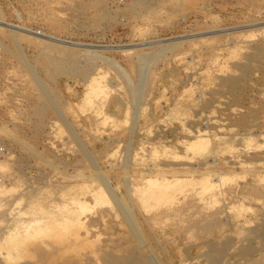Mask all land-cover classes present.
<instances>
[{
    "label": "rangeland",
    "instance_id": "374dc122",
    "mask_svg": "<svg viewBox=\"0 0 264 264\" xmlns=\"http://www.w3.org/2000/svg\"><path fill=\"white\" fill-rule=\"evenodd\" d=\"M149 2H151L149 5L144 6L139 4L133 5L131 0H0V10L3 17V20L0 18V21L22 29L16 30L0 25V257L4 256V253L1 252H6L8 249V247H5L6 244H2V242L5 240L4 236H6L9 229H13L16 224H27L35 218L40 219L45 217L47 211H49L47 210L49 209L47 203L54 199V196L58 195V193H66L64 197L66 201L73 198L74 194V197L82 198L85 191L92 189H97L98 198L100 197L102 203L96 201V203L90 204V206L83 207L82 211L84 212L85 210V212L79 211L80 215L82 217L87 216L94 211H100L102 209L110 210V213L112 211L123 215L122 211H113L117 209L115 206V198L120 201L123 199L122 201L127 205L121 201L126 209L125 213H131L128 215L133 216L132 219L136 221L134 224L137 230L139 228L136 234L145 235L144 233H149L155 237L154 239L148 238V244L150 243L148 251L154 256L158 264H201V261L206 258L197 259L194 250L196 245L205 243V241L207 242L211 238L206 234H202L203 237L197 240L196 236H194L190 239L191 241L193 240L194 244L192 245V242L187 239L188 234L184 233L182 235L183 232L181 231L186 230L191 222L205 218L207 216L205 214H209V211L213 212L221 210L222 208L226 211L224 212V216L221 217L222 219H226L222 222V230H230L231 234H229L233 237V243L229 248V252L233 254L238 252L235 242L240 243L238 247L243 245L238 250L243 249L245 243L235 233L233 234L231 230L232 225L229 221L233 220L236 215H239L241 220L245 217L249 219L250 223L247 224V227H251L253 226L252 223H255V219H250V216L253 217L255 215V212L252 213L251 211L255 207H261V211H264V192L262 189H259L260 192L257 190L260 185L264 186V182L261 181L260 185L257 183V186L252 188L246 185L254 179L253 177L251 179L250 175V171L254 169L256 164L251 158L252 154L254 152L264 151V148L260 147V139L262 138L259 132L257 133L254 127L250 128L251 125L257 124L258 126L262 124L264 120V68L261 69L258 64L255 65L251 80L246 83L247 91L245 95L238 101H235L229 94L218 91L219 86L216 77L219 73H216V68H212V63H208V57L201 59L198 56V52L205 45L210 44L216 46L219 42L224 43L225 45L222 44L224 45V51L221 53H225L223 59H226L225 65L228 66L234 62V58L227 52L232 47L231 44L234 36L238 39L240 38L238 41H241L239 46L242 47V53L245 52L247 44L252 46L258 41L264 42V0H151ZM104 12L109 17L104 18V20L100 19L98 24L94 25L92 23L93 17H98L99 13L101 15ZM23 30L34 33L38 32L42 35L59 39L60 42L66 41L70 45L75 44L69 47L71 50L74 49L73 51L79 53L84 52L83 54L87 55H99L101 59H96V63H98L95 67L98 84H94L92 88L86 89L85 91L81 83L76 84L75 81L67 80L65 77H56L52 82L47 83L46 76L41 69V55L39 51L42 47L52 45L55 42L37 38L34 35L25 33ZM12 36L15 37L17 46L14 41L11 43L12 38L10 37ZM41 39L45 40L44 44H42ZM19 49L22 51L20 52ZM161 49H165L164 56L150 70L148 78L150 85L149 94L143 101H140L139 105L133 104V100L125 94V85L117 75L115 68L107 64L104 59L113 58L112 60L121 66L126 74L131 76L134 75L133 62L137 55L143 57L153 55V52L157 53ZM20 53H23L22 56H19ZM215 53H217V50ZM101 55L105 58L103 57V59ZM261 59L264 60V49L262 50ZM26 60L30 66H34L32 67L34 68L37 79L46 82L50 87L48 88L53 91L60 90L59 95L63 98L64 103H72L71 105L68 104L69 106H65L68 109L64 108L62 110L67 117V123H71L69 128L71 129L72 127L80 138L78 145H84L90 153L96 156L98 174L94 172L95 170H93L92 166L82 157L77 140L69 134L70 132L68 133L70 129L66 128L68 125L66 120L60 119L57 115L52 114V112L46 113L45 115V133L42 134L36 144L30 142L32 134L27 130L28 127L26 126L29 124L27 121V112L28 105L30 104L29 96H31L32 92L28 89L30 76L28 75V71L25 70V63L23 62H26ZM206 73H211L212 77L210 81L205 78ZM198 78L199 80H197ZM202 79L205 82L204 85L201 84L203 83ZM200 80L201 82H199ZM197 83L201 84V86L199 85V87ZM206 86L210 88L208 87V89ZM190 89L194 91L192 90V92ZM74 93H76L75 98L72 97ZM185 93L186 95L195 93L193 95L194 98L195 96L198 97L197 95L204 96L210 100L212 106L201 113L202 117H193L195 112H198L197 107H193L194 109H190L191 107L186 108L187 111L184 114V109L182 108L185 107L178 105L177 101L179 98L182 99V96L186 97ZM116 100H121L122 104L118 106ZM136 109L140 111L137 120V129L139 130L136 133L137 135H134L131 134L133 125L132 116L133 110L135 111ZM190 112L191 115L193 113L192 117L195 120L194 128H204L206 134L210 135L209 140L214 139V135L220 138V140H217L219 142L216 156L217 162H222L225 158L238 159L237 157L241 155L238 159L240 160L239 164L223 171L226 173H223L222 176L227 189L225 187L222 190L215 189L214 187L213 189L210 187V189L205 185L206 182H204L205 184L201 183L204 187L196 184L186 185L185 188L183 187L184 193L180 194L182 192L181 187L180 192L174 190L179 188V186L167 185L168 188H164L165 186L157 184L159 187L156 185L158 193L155 194L156 192H154L155 201H152L154 197L148 199V201L147 199L143 201L146 185L142 182L141 178L143 179V177L147 176L145 174L148 172L149 167H152L153 163H156L160 157L162 158L160 156L157 159H153V148H157L158 150L156 151L163 148L161 149V153L169 151L171 148V150L178 151L177 145L179 146V142L183 138L176 141V138H174L176 133L172 132L169 134V129L170 131L179 129L185 119H187L186 121L190 118L192 120ZM94 113H97L96 118H92ZM237 113L246 116L245 118L248 120L247 127H242L235 121ZM204 114L206 115L204 116ZM252 114L256 116V120H250L253 118L250 117ZM147 115H153L155 117V121L149 125H145L146 122H144L143 118ZM161 131L163 134L164 132H168L166 134H169L166 140H160L162 145L155 139L158 133L160 135L162 134ZM113 135H116V140L113 139L114 141L109 142L111 147L109 148V144L105 146L103 140L107 141ZM128 139H132L130 149L128 146L129 143H127L129 141ZM80 143L82 144L80 145ZM166 143L167 145L164 146ZM228 147L230 148L228 149ZM187 151V155H192V150ZM133 155L135 156L133 157ZM99 174L108 178L107 181L111 185L112 193L116 197L112 193L106 194L104 192ZM243 178L247 181H244ZM68 184L69 188L67 187ZM240 184L246 187L244 189L245 191L243 190L239 192L240 194L236 195L232 194V192L229 193V189L239 188L241 186ZM156 186L153 187L154 189L151 188L152 186L149 188L151 191H155ZM171 187H173L174 191H170L172 190ZM159 189L162 190L161 195ZM204 189H207L208 192ZM168 192H171V194ZM177 193L179 196L176 195ZM163 194L165 197L162 196ZM112 195L113 198L111 197ZM167 195H169V199ZM171 195H175L173 197L174 199L170 197ZM233 195L235 197L239 195V198H235ZM182 196H185V200L188 197V202L185 201L184 207L189 212L186 209L178 218H166L163 214L165 209L167 210L173 203L174 207L175 201ZM242 196L246 197L241 199ZM158 200L160 202L157 204L156 201ZM232 201L236 202L233 206L230 204ZM151 202H154V204ZM256 202L260 203L257 204ZM142 205L146 207H142ZM153 205H156V207ZM158 206H162V208L158 209ZM229 206H232V208L229 209ZM127 208H130V210ZM234 208H236V211H232ZM154 209H157L156 213ZM228 209L229 211H227ZM145 210L149 211V215ZM153 212L154 214L152 215ZM186 214L187 216H185ZM173 219H176V222ZM109 220L111 222L109 226L99 225L93 229V231L96 230L93 233H98L95 240L85 241L83 245L75 242L81 239L79 235L83 233V230H78L76 225L73 222H68V220H66L63 228L61 226L59 227L57 223V233L62 232L59 233L60 235L58 234L59 241L72 242L73 236H78L77 239H74L76 245L68 246L69 244H67L65 246L64 249L66 250H63L64 256L67 258L72 256L69 250H73L75 246L80 251H78V255L80 253V256L88 257L97 255L98 253L97 256H100L103 254L101 251H98L100 245H103V242L109 239H116L118 233L126 234L132 240V234L129 233V228H127L128 225L118 226L115 223V219L113 221H111L112 219ZM171 221L175 223L173 222L172 224ZM205 221L208 220L206 219ZM137 223L141 227L137 226ZM163 228H169L171 231ZM177 228L181 230L178 231ZM68 234L71 236H68ZM43 239L45 243H48V238L44 237ZM162 239L165 240L162 241ZM186 240L189 244L191 243L190 245L188 244L189 246L184 242ZM28 241L29 238L28 240H24L25 243L22 241L17 246H20L19 248L22 246L21 249L24 250V254L26 255L24 256L27 260V256L33 253L34 246L32 244L33 241ZM169 244L172 245L169 247ZM191 245L193 251L189 250V252L187 250L188 254L186 255L185 249L187 247L190 248ZM254 245L258 246L257 244ZM263 246H261L262 249ZM27 250L29 253H27ZM57 250L58 253H56V256L59 258L62 256V253L59 252V249ZM204 251L206 253L205 248ZM263 252L262 254L264 255ZM245 256L241 255L236 259H238L240 264H246L250 256L248 254H245Z\"/></svg>",
    "mask_w": 264,
    "mask_h": 264
},
{
    "label": "bare ground",
    "instance_id": "6f19581e",
    "mask_svg": "<svg viewBox=\"0 0 264 264\" xmlns=\"http://www.w3.org/2000/svg\"><path fill=\"white\" fill-rule=\"evenodd\" d=\"M131 1H132L133 5L139 4V5L146 6V5H149L151 3V2H149L151 0H131ZM88 5H90V4H88ZM133 5H132V8H133ZM100 13L98 14V17H93L92 23L94 25H97L100 19L104 20V18L109 17L108 14H106L105 12H104V14H101V15H100ZM96 15H97V13H96ZM0 18H1V20H3L1 10H0ZM72 19H73V17H72ZM74 19H76V18H74ZM0 25L3 27H10V28H13L16 30H22L19 27H15V26H12L10 24L4 23L3 21L2 22L0 21ZM23 31L25 33H28L29 35L30 34L34 35L37 38H42V39H46V41L51 40V41L55 42L54 44L52 43V45L42 47V49L39 51L40 55H41V57H40V63L42 65L41 69H42L43 74H45V76H46L45 79H47V83L52 82L56 77H65L67 80L75 81L76 84L81 83L82 86L85 88V91H86V89L92 88L94 84H98L97 83L98 77H97V74L95 72V70H96L95 67H96V64L98 63V62L96 63V59H101L99 55H93V54L87 55V54H83L84 52L79 53L77 51H73L74 49L71 50L69 46H72L73 44L70 45L66 41L60 42L59 39L51 38L49 36L42 35L41 33H38V32L34 33L31 31H28V30H23ZM234 37H233V42L231 41L232 47H230V49L227 50L228 54L230 56H232V58H234V62L229 64L228 66L225 65L226 59L225 60L223 59V57L225 56V53L224 54L221 53L222 51H224V49H223L224 45H225L224 43L219 42L218 44H216V46L210 45V44L205 45L204 47H202V50L200 52H198V56L201 59L208 57L207 58L208 63H212V65H211L212 68L213 67L216 68V73H219L218 76L216 77V79H218V81H217L218 86H219L218 91L222 92V93H227L233 98V100L238 101L240 98H242V96L245 95V93L247 91L246 83L251 80V77L253 74L252 72L254 71L255 65L258 64L259 68H261V69L264 68V62H263L264 60L261 59L262 58V50L264 49V42L258 41L256 44H254L252 46L247 44L245 52L242 53L241 52L242 47L239 46L241 41H238L240 38L238 39L237 37H235V39H234ZM10 38H12L11 43H13V41H14L15 45L17 46L15 37L12 36ZM218 39H220V38H218ZM249 40H247V41H249ZM44 41L45 40H42V44H44ZM58 43H61V44H58ZM149 44H151V43H149ZM222 44H224V45H222ZM138 46H140V45H138ZM3 49H5V48H3ZM165 49H169V48H165ZM165 49H161L157 53L153 52V55H147L144 57L137 55L135 61L133 62L134 63V75H131V76L126 74V72L122 69V67L119 66L115 61L112 60L113 58L112 59H109V58L104 59L105 57L102 55L101 56H102V58L104 57L103 59L106 61L107 64H109L115 68L117 75L120 77V79L123 81V83L125 85V94L127 95V97L133 100V102H134L133 104L139 105L140 101H143L145 99V97L149 94V91H150V85L148 83L150 70H151L152 66L154 64H156V62L164 56ZM216 50H217V53H215ZM19 51L21 52L22 50L19 49ZM16 53H19V52H16ZM127 53H129V52H127ZM20 54H19V56H22L23 53H20ZM258 58H259V63H258ZM23 62L25 63V64L24 63L23 64H24V67L26 68V69L25 68L24 69L26 71H28V75L30 76L29 77L30 82L28 85V89H30L32 92L31 96H29V100H30L29 103L30 104L28 105V112H27V121L29 122V124L26 127H28L27 130H29L32 134L30 137V139H31L30 142H32L33 144H36L38 142L39 138L42 136V134L45 133L44 124H45L46 113L52 112V114L57 115L60 119L66 120L67 117L64 114V111L62 109L67 108L65 106H67L68 104L71 105L72 103H68V102L64 103L63 98L59 95L60 90L53 91L52 89H49L50 87L47 85L46 82L37 79V76L34 73V68H33L34 66L33 65H32L33 67L30 66L28 64L27 60H26V62L25 61H23ZM261 62H263V63L261 64ZM21 64H22V62H21ZM22 68H23V65H22ZM209 71H210V69H209ZM211 73L205 74V76H206L205 78L208 81H210V78L212 77ZM200 78H204V77H200ZM197 80H199V78ZM199 82H201V80ZM201 84H203V85L205 84L204 80H203V83H201ZM201 84L197 83L198 86L199 85L201 86ZM197 85H196V87H197ZM194 86H195V84H194ZM202 89H203V87H202ZM71 90H73V89H71ZM192 90L190 89V91H192ZM203 92H205V91L203 90ZM181 95H184V94H181ZM193 95H195V93L194 94L190 93L188 95H186V93H185L186 97L182 96L181 97L182 99L179 98V100L177 101V104L185 107V108H182V109H184V111H183L184 114L188 108L191 107L190 109H194L193 107H197L198 112H195L194 115L192 113V115H193V117L194 116L199 117V116H201V113L203 111H205L206 109H208L209 107L212 106V103L210 102V100L206 99V97H204V96H203L204 97L203 98L202 96L197 95L198 97L195 96V98H194ZM75 96H76V93L72 94V97L75 98ZM68 98H69V95H68ZM131 102H130V104L132 105ZM260 102H262V101H260ZM116 104H118V106L121 105L122 104L121 100L120 101L116 100ZM134 107L136 108V106H134ZM138 111H139L138 109H136L135 111L133 110V116H132L133 117V123H132L133 125H132V129H131V134H134V135H137L136 133H138V130H139V129H137V125H138L137 120H138L140 111L139 112ZM191 112H190V117H192ZM186 114H188V113H186ZM214 114H215V112H214ZM253 114H252V116H250V117H253L250 120H256V116ZM93 115L94 116L92 118H96L97 113H94ZM98 115H99V112H98ZM205 115L206 114H204V116ZM193 117H192V120H191V118L188 119V121H186L187 119H185V121L180 125L181 127L179 129H175L173 131H170V129H169V134H171L172 132L176 133V135L174 137V138H176L175 139L176 141L180 140V138H183V140H181L179 142V146L177 145L178 151L171 150L172 149L171 148L169 151H165V152L162 151L163 153H161V149H163V148L159 149V151H156V150H158L157 148H153L154 149L152 152V156H154L153 159H155V158L157 159V157H160V156H162V158L160 157V159L156 163H153L152 167H149L148 172L145 174L147 176L143 177V179L141 178L142 182L146 185V186L145 185L144 186L146 188L148 187L147 189H149L147 191V189L145 188L146 192L144 191L145 197H144L143 201L146 199L148 201V199L153 198L154 195L158 193L157 192L158 191L157 190L158 185L165 186L164 188H166L167 185L168 186L172 185L174 187L179 186V188H176L174 190L179 191L180 187H181L182 192L179 191L180 194L184 193L183 187L185 188L186 185L189 186L191 184L192 185H195V184L196 185H202L201 183L206 182V184L205 183L204 184L206 186H208L209 188L212 187V189H213V187H214L215 189L217 188L219 190H222V188L226 186V184H224L225 180L223 179V176H222V174L224 173L223 171L227 168L230 169L234 165L239 164L240 160H238V159H239V157H241V155L237 157L238 159H235V158L234 159H227V158H225L222 160V162H217L216 156H217V148H218V144H219V142L217 140H220V138L218 137L219 138L218 139L217 135H214L215 138L212 140H209L210 135L206 134V131L204 128H200V129L194 128L195 127L194 126L195 120L193 119ZM245 117L246 116H244L243 114L237 113V115L235 117L236 118L235 121L237 123H239L242 127H247L248 126V120H246ZM143 118H144V122H146L145 125H149L151 122L155 121V117L153 115H150V116L147 115V116H144ZM212 120L214 121V119H212ZM92 121L94 122V120H92ZM122 122H123V120H122ZM66 123H67V120H66ZM70 124L71 123H69L67 125L68 127L65 125L66 128H69ZM145 127H147V126H145ZM253 127L256 128V132L257 133L259 132V135L262 138V139H260V142H261L260 147L264 148V120H263V123L258 125V126H257V124L250 126V128H253ZM148 129H150V128H148ZM160 129H161V127H160ZM128 132H130V131H128ZM68 133L71 134L77 140V145H78L80 142L79 141L80 138H79L78 134L76 132H74L72 127H71L70 131H68ZM161 133H162L161 135L158 133L157 136L155 137V139H157L159 143H160V140H166L167 137H169V134H166L168 132H164V134H163V132L161 131ZM115 136L116 135H113L112 137H110V139H107V141L103 140V143L105 144V146L107 144H109V142L114 141L113 139H115ZM12 137H14V136H12ZM134 137H136V136H134ZM229 140H230V138H229ZM73 141L76 142L75 140H73ZM144 142L146 143V141H144ZM127 143H129L128 146L130 149V145L132 144V139H130ZM150 143H151V141H150ZM81 144L82 143H80V145ZM146 144H148V143H146ZM166 145H167V143L164 146H166ZM128 146H127V149H128ZM230 147H228V149ZM78 148H79L80 153L82 154V157L84 158V160H86L88 162V164L92 166L93 170H95L94 172H96L98 174V168H97L98 166H97L96 156H94L92 153H90L85 148L84 145L79 146ZM109 148H111L110 144H109ZM158 148H160V147H158ZM164 148H166V147H164ZM101 150H103V149H101ZM187 150H189V151L192 150L193 151L192 155H190V156L187 155V153H186V152H188ZM29 153H31V152H29ZM133 153H134V151H133ZM134 156L135 155H133V157ZM251 158L256 163L254 169H252V171H250L251 179H252V177L254 179H252L251 183L246 184V185H249L252 188L254 186H257V183H258V185H260L261 181L264 182V151L254 152L252 154ZM76 160L78 161V159H76ZM127 162H128V160H127ZM124 163H126V161H124ZM149 163H151V162H149ZM122 167H123V165H122ZM229 172H232V171H229ZM224 174H226V173H224ZM99 176H101V175L99 174ZM99 179L102 182L104 192L106 194H108V193L111 194L113 190H112V188H110L111 185L107 181L108 178L105 176H101V177H99ZM244 181H247V180L244 179ZM155 186H156L155 191L154 190L151 191V189L149 187L153 188ZM202 186L204 187V185H202ZM238 186H239V184H238ZM67 187L69 188V184ZM106 187H107V189H105ZM197 187H199V186H197ZM263 187L264 186L260 185L257 190L259 191V189H262V191L264 192ZM171 188H172V190H170V191H174L173 187H171ZM190 188H191V186H190ZM245 188L246 187L242 186V185L239 188H237V187L231 188V190L229 189V193L232 192V194H235V195L240 194L239 192L243 191ZM140 189L142 190V188H140ZM204 190L206 192H208L207 189H204ZM168 191H169V189H168ZM60 192H62V191H60ZM97 192H98L97 189L85 191L82 195V198L74 197L75 196V194H74L73 198H70L69 200H66V201L64 200L66 193H64V192L58 193V195L54 196V199H52L49 203H47L49 205V209H47V210H49V211H47L45 217L40 218V219L35 218L34 220L30 221L27 224H16L13 227V229H9L7 231L6 236H4L5 240H3V242H2V244H6L5 247H8V249L6 248L7 249L6 252H1V253H4V256L0 257V264H158V262L154 258V256H152V254L148 251L150 248V246H149L150 243L148 244V242H149L148 238L154 239L155 237L150 235L149 233H144L145 235H140V234L137 235L136 234V233H138L139 228L137 230L136 225L134 224L136 221H133V219H132L133 216L131 217V215H128L131 213L130 212L125 213L126 209L124 208V205H122V203H121V201L123 200L122 198H121L122 199L121 201L119 199L115 198L116 199L115 206L117 209L114 206H112V207L114 209H116L113 211H117V210H119L120 212L122 211L123 215L121 213L118 214V212L115 213L112 211L110 213V210H103V209L100 211H94L92 214L87 215V216L82 217L80 215L79 211L83 212L82 211L83 207H85L87 205L90 206V204H94V203H96V201L102 203L100 197L98 198ZM144 192H142V193H144ZM154 192H156V193L154 194ZM161 192H162V190H160V195H161ZM212 192H213V190H212ZM112 194L114 195V197H116L114 193H112ZM164 194L162 195L163 197L166 196V194H165V196H164ZM169 194H171V192ZM223 194H224V192H223ZM113 195L111 196L112 198H113ZM176 195H178V193ZM203 195H205V194L203 193ZM107 196L109 197V195H107ZM162 196H161V198H162ZM174 196L171 195L170 197H172V199H174L173 198ZM220 196H221V193H220ZM167 197L169 199V195H167ZM245 197L246 196H242L241 199H243ZM57 198H58V200H57ZM104 198H105V195H104ZM204 198H206V197L204 196ZM230 198H233V197H230ZM235 198H239V195L236 196ZM115 199H114V201H115ZM187 199H188V197H187ZM187 199L185 200V196L180 197L179 199H177V201H175L174 207H173L174 203L172 200L173 204H171V205L169 204L170 206L167 210L165 208H163V209H165V212L163 213L164 216L168 219L178 218L179 216H181L182 213H184L185 210L187 209V208L185 209V207H184L185 201H187ZM163 200H164V198H163ZM211 200H213V199H211ZM114 201H112V202H114ZM126 201H127V199H126ZM143 201L141 200L142 203H143ZM147 201H145V202L147 203ZM152 201H155V197L152 199ZM233 201H232V203H230L232 206L236 203ZM112 202H110V203L113 204ZM156 202L158 204V202H160V201L158 200ZM165 202L167 203L166 200H165ZM196 202H198V201L196 200ZM211 202H209V203H211ZM256 203L259 204L260 202H256ZM143 204L146 205L145 203H143ZM152 204H154V202ZM144 205H142V207ZM156 205H153V206L156 207ZM232 206H229V209H231ZM144 207H146V206H144ZM167 207H168V205H167ZM210 207H211V205H210ZM160 208H162V206L159 207L158 209H160ZM247 208H249V206H247ZM110 209H112V208H110ZM127 209L130 210V208H127ZM229 209L227 211H229ZM235 209L236 208H234V210H232V211H236ZM261 209H262L261 207H255V209H253L254 211L253 210L251 211L252 213L255 212V215L253 217L250 216V219H255L254 220L255 223L253 222L252 223L253 226H251V227H247V224L250 223L249 222L250 220L246 219V217L243 220H241L239 215L238 216L236 215L233 218V220L229 221L232 225L231 230H232L233 234L235 233L237 235V237L241 238L242 242H244L246 244V246L244 244L243 249L238 250L239 248H242L243 245L241 247H238L240 243L238 244L237 242H235L237 244L235 246L238 248L237 249L238 252H236L235 254L229 252V248L233 243V237L230 236V234H231L230 230L229 231L228 230H222L223 229L222 228L223 227L222 222H224L226 220V219L221 218L224 216V214H225L224 212H226L224 208H222L221 210L213 211V212L209 211V214L204 213L205 215H207V216H205V218L191 222L190 225L188 226V228L186 230L181 231V232H183L182 235L184 233L188 234L187 239L189 241H191L190 239L193 238L194 236H196L197 240H200V238L203 237L202 234H206L211 238L209 241H207V242L205 241V243H200L199 245H196V248L194 250V253H195V256L197 257V259L203 258V257L206 258V259H203V261L200 260L201 264H240L238 262V259H236V258L241 256V255L245 256V254H248V256H250V259L247 260L246 264H264V255L262 254L263 249H264V246H263L264 245V211H261ZM154 211L156 213L157 209H154ZM187 211H188V209H187ZM232 211L230 210V212H232ZM242 211H243V209H242ZM84 212H85V210H84ZM146 212H148V215H149V211H146ZM112 213H114V214H112ZM153 214H154V212L152 213V215ZM185 216H187V214ZM197 218H199V217H197ZM109 219H112L111 221H113L115 219L116 220L115 223L118 224V226H124L125 224H126V226L128 225L127 228H129V233L132 234V236H131L132 240H131V238L127 237L126 234L123 235L121 233H118L116 236V239H109V240L103 242V245H100V247L98 248V251H101L103 253L100 256H97L99 253L97 255L95 254L94 256L91 255L88 257L87 256H80V253L78 255V251H79L78 248H75L76 246L73 247V250H69L70 255H72V256H70L69 258L64 256L63 250H66L64 248L67 244H69L68 246L76 245V243L77 244L80 243L83 245V243H85V241L95 240L97 238L96 236L98 235V233L97 232H96L97 234L93 233L94 231H96V230L93 231V229L97 228L99 225L109 226V224H111ZM117 219H118V221H117ZM206 219L208 221H205ZM38 220H39V222H38ZM66 220H68V222L70 221L71 223L73 222L76 225V227L78 228V230H83V233L79 235V237L81 238L80 240L75 241L74 239L75 238L77 239L78 236L75 237V235L74 236L72 235L74 237L72 242L68 241L69 242L68 243V242H64V241L62 242L61 240H60L61 242L59 241L58 234L61 231L59 233H57L56 228L58 225H59V227L61 226L63 228L64 225L66 224ZM165 221H166V219H165ZM174 221L176 222V219ZM179 221H180V219H179ZM188 221H190V220H188ZM41 222H43V223H41ZM173 222H172V224H173ZM178 222H177V224H179ZM229 222H227V223H229ZM57 223H58V225H57ZM164 223L166 224V222H164ZM139 225L140 224L137 223V226H139ZM160 225H162V223H160ZM139 227H141V226H139ZM160 228H162V227H160ZM163 229H165V228H163ZM166 229H169V228H166ZM61 230L63 231V229H61ZM169 230L171 231V229H169ZM174 230H176V229L174 228ZM177 230L180 231L181 229L179 230V228H177ZM159 231H160V229H159ZM114 233H116V232H114ZM165 234H166V232H165ZM68 236H71V235L68 234ZM160 236H161V234H160ZM233 236H235V235H233ZM44 237L48 238V243H45V241L43 239ZM28 238H29L28 242L33 241L32 244L34 246H33V253L27 256V258H28V260H27V259H25L26 255L24 254L25 253L24 250L21 249L22 246H21V248H19L20 246L19 247H17V246L22 241L24 242L25 239L28 240ZM165 239H162V241ZM178 240H179V238H178ZM124 241H126V243H124ZM184 242L187 243L186 244L187 246H189L191 244V243L189 244L187 242V240ZM191 242L193 245L194 244L193 240ZM169 243H173V242H169ZM195 244H197V243H195ZM254 244H257L258 246H255ZM260 244H262V245H260ZM170 245H172V244H169V247H170ZM192 245L190 246V248L187 247V249H185L186 255L188 254L187 252L189 250L193 251ZM184 246H185V244H184ZM261 246H263V249L261 248ZM85 247H86V245H85ZM204 248L206 249V253L204 251ZM57 249H59V252L62 253V256L59 258L56 256V253H58ZM76 252H77V254H76ZM27 253H29L28 250H27ZM67 255H68V253H67ZM253 255H254V257H253ZM185 261H183V262H185ZM239 261H240V259H239ZM193 262H195V261H193Z\"/></svg>",
    "mask_w": 264,
    "mask_h": 264
}]
</instances>
